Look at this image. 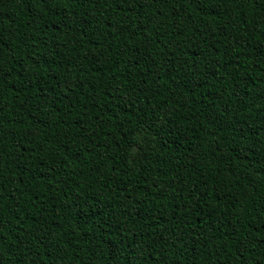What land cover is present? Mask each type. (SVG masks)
Wrapping results in <instances>:
<instances>
[{
    "label": "trees",
    "instance_id": "obj_1",
    "mask_svg": "<svg viewBox=\"0 0 264 264\" xmlns=\"http://www.w3.org/2000/svg\"><path fill=\"white\" fill-rule=\"evenodd\" d=\"M0 264H264V0H0Z\"/></svg>",
    "mask_w": 264,
    "mask_h": 264
}]
</instances>
